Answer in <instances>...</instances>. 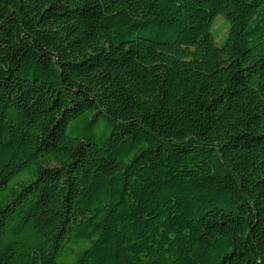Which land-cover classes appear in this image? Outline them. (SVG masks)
Masks as SVG:
<instances>
[{"label":"trees","instance_id":"1","mask_svg":"<svg viewBox=\"0 0 264 264\" xmlns=\"http://www.w3.org/2000/svg\"><path fill=\"white\" fill-rule=\"evenodd\" d=\"M0 264H264V0H0Z\"/></svg>","mask_w":264,"mask_h":264},{"label":"rangeland","instance_id":"2","mask_svg":"<svg viewBox=\"0 0 264 264\" xmlns=\"http://www.w3.org/2000/svg\"><path fill=\"white\" fill-rule=\"evenodd\" d=\"M226 30H227V25L224 19L221 17L216 18L214 21V26L212 31L216 39V43H219L225 37Z\"/></svg>","mask_w":264,"mask_h":264}]
</instances>
